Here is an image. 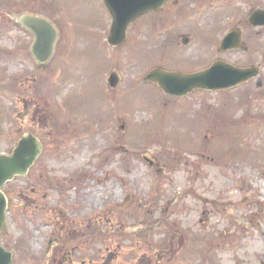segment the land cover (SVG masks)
Wrapping results in <instances>:
<instances>
[{
    "label": "rangeland",
    "instance_id": "rangeland-1",
    "mask_svg": "<svg viewBox=\"0 0 264 264\" xmlns=\"http://www.w3.org/2000/svg\"><path fill=\"white\" fill-rule=\"evenodd\" d=\"M210 5L201 23H132L112 48L102 0H0V154L42 145L2 188L12 264H264V27L247 20L264 0ZM28 13L58 32L44 66ZM235 29L244 49L222 50ZM217 62L259 72L183 97L144 82Z\"/></svg>",
    "mask_w": 264,
    "mask_h": 264
},
{
    "label": "water",
    "instance_id": "water-1",
    "mask_svg": "<svg viewBox=\"0 0 264 264\" xmlns=\"http://www.w3.org/2000/svg\"><path fill=\"white\" fill-rule=\"evenodd\" d=\"M165 0H104V4L112 17L107 43L111 47L121 45L125 40V31L129 22L147 11L157 10ZM250 26H264V10L253 11L248 19ZM19 24L33 35L30 49L31 55L38 65L47 63L53 54L57 31L45 18L35 15H22ZM241 33L235 29L221 41L222 50L244 48L240 45ZM257 68L239 69L224 62L214 63L206 70L193 74L169 73L159 69L150 71L144 81L156 84L169 96L183 97L193 90L205 91L227 90L254 79L258 75ZM118 77L111 73L108 85L115 88ZM42 151L40 142L32 135L23 136L9 155H0V234L6 220L7 200L2 187L15 177L26 176ZM0 264H11V254L0 247Z\"/></svg>",
    "mask_w": 264,
    "mask_h": 264
},
{
    "label": "flooded vegetation",
    "instance_id": "flooded-vegetation-1",
    "mask_svg": "<svg viewBox=\"0 0 264 264\" xmlns=\"http://www.w3.org/2000/svg\"><path fill=\"white\" fill-rule=\"evenodd\" d=\"M186 2H190V4H187ZM211 2H216V3H211ZM206 3L208 5H206ZM210 4H213L214 5L213 9H215V11H217V10L221 9L220 4L227 6V0H209V1H205V0H203V1H198V0H165L164 4L159 9L147 11V12L135 17L133 20H131L129 22L130 24L128 25V27L132 23H148V21H149V23H151L152 22L151 19H153V22H157V23H158V21H160L159 23H201V22H203L202 18L204 16H206V13L202 12L203 8H205L206 6H211ZM213 9H211V10H213ZM107 13H108V11H107ZM108 16L110 19V23H112V18L110 17L109 13H108ZM220 22H222V21H220ZM19 26H20V24H19ZM128 27L126 29L125 36H127ZM22 29L26 33L31 35L24 28H22ZM30 37H32V35ZM188 42H189L188 38L182 37L181 43L184 46L187 45ZM30 49H31V47H30ZM232 51H235V50H232ZM232 51H228V52H232ZM29 52H30V50H29ZM29 54L32 57L31 52ZM37 66H40V65H37ZM179 73H182V72H179ZM65 245L68 246L69 242H66ZM72 249L73 248H71L70 250H72Z\"/></svg>",
    "mask_w": 264,
    "mask_h": 264
}]
</instances>
